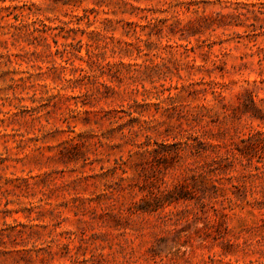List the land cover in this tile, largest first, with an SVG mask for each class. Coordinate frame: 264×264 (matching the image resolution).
I'll return each instance as SVG.
<instances>
[{"label": "rangeland", "instance_id": "1", "mask_svg": "<svg viewBox=\"0 0 264 264\" xmlns=\"http://www.w3.org/2000/svg\"><path fill=\"white\" fill-rule=\"evenodd\" d=\"M263 194L264 0H0V264H264Z\"/></svg>", "mask_w": 264, "mask_h": 264}, {"label": "trees", "instance_id": "2", "mask_svg": "<svg viewBox=\"0 0 264 264\" xmlns=\"http://www.w3.org/2000/svg\"><path fill=\"white\" fill-rule=\"evenodd\" d=\"M246 149H248V146H245ZM239 154L242 156H247V153L245 151H243V149H240ZM178 191V190H177ZM175 191H167L164 194H162L157 200L158 202H161L160 205H151L149 203L146 202H142L141 205H139L137 207V211L141 212V213H151V212H155L156 210H158L159 208H161L163 206V204H170L179 200H182L184 197H173V193ZM175 194V193H174ZM253 206H257V209L259 210H263L264 209V194L262 195L261 200H256L254 199V202L252 203ZM264 216V213L262 214Z\"/></svg>", "mask_w": 264, "mask_h": 264}]
</instances>
